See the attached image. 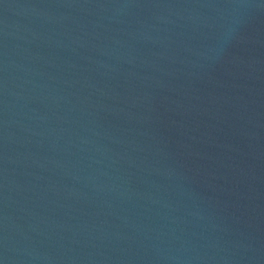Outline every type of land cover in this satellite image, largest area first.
<instances>
[{"label":"water","instance_id":"1","mask_svg":"<svg viewBox=\"0 0 264 264\" xmlns=\"http://www.w3.org/2000/svg\"><path fill=\"white\" fill-rule=\"evenodd\" d=\"M0 264H264V167L114 0H0Z\"/></svg>","mask_w":264,"mask_h":264}]
</instances>
